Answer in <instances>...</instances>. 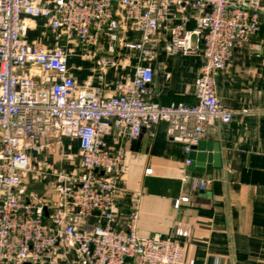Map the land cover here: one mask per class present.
Segmentation results:
<instances>
[{"label": "built area", "instance_id": "2783aa9c", "mask_svg": "<svg viewBox=\"0 0 264 264\" xmlns=\"http://www.w3.org/2000/svg\"><path fill=\"white\" fill-rule=\"evenodd\" d=\"M262 13L264 0H0V264H60V245L63 254L75 253L77 264H185L181 241L136 233L137 200L125 226H117L125 155L106 147L102 136L115 132L135 141L165 121L189 167L187 154L207 127L232 116L216 95L215 78L229 72L237 48L252 45ZM38 16L66 46L26 38V18ZM160 47L202 57L193 103L148 98ZM78 55L94 62L99 81L109 67L127 66L126 57L136 63L130 77L114 79L106 90L92 78L78 84L68 64ZM64 136L79 140L81 171L55 173L57 200L46 216L23 185L33 171L27 151L39 152L41 138ZM182 181L203 192L210 183L189 172ZM188 201L184 191L172 205ZM88 216L95 223L80 227Z\"/></svg>", "mask_w": 264, "mask_h": 264}, {"label": "crops", "instance_id": "0c3cea01", "mask_svg": "<svg viewBox=\"0 0 264 264\" xmlns=\"http://www.w3.org/2000/svg\"><path fill=\"white\" fill-rule=\"evenodd\" d=\"M26 21L29 41L48 48L66 46L56 40L45 17H27ZM134 37L139 38L137 33ZM126 59L127 66L109 67L101 81L95 79L92 60L70 56L68 64L78 84L92 78L94 85L107 90L114 79L133 74L136 59ZM158 60L164 62L163 67ZM201 63L199 54L173 55L160 47L152 62L154 76L148 98L163 104L193 103V82ZM165 70L170 72L169 78H165ZM215 91L233 113L227 123L207 127L201 139L219 146L220 166L212 167L210 173L184 164L183 144L169 137L165 121L143 129L135 141L115 132L102 136L106 147L122 148L125 155L115 194L116 223L125 226L137 200L136 233L181 241L185 264H264V13L252 45L237 48L229 72L216 76ZM36 143L41 145L39 152L27 151L33 171L22 179L26 192L44 205L47 216L57 200L55 173L81 171L79 140L64 136L41 138ZM186 172L208 179V189L192 190L182 181ZM184 191L189 201L175 209L173 199ZM95 221L94 216H88L78 220V225ZM62 251L60 245V264H77L73 251L66 255Z\"/></svg>", "mask_w": 264, "mask_h": 264}, {"label": "water", "instance_id": "95a60500", "mask_svg": "<svg viewBox=\"0 0 264 264\" xmlns=\"http://www.w3.org/2000/svg\"><path fill=\"white\" fill-rule=\"evenodd\" d=\"M191 159L189 168L199 172L210 173L212 167H219V146L212 141L200 140L192 145L187 154Z\"/></svg>", "mask_w": 264, "mask_h": 264}]
</instances>
